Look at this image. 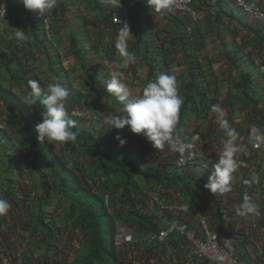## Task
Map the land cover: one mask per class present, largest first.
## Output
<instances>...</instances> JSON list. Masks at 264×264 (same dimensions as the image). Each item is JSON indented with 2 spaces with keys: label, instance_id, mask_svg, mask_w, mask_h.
Here are the masks:
<instances>
[{
  "label": "clouds",
  "instance_id": "clouds-1",
  "mask_svg": "<svg viewBox=\"0 0 264 264\" xmlns=\"http://www.w3.org/2000/svg\"><path fill=\"white\" fill-rule=\"evenodd\" d=\"M133 1L134 3H127L124 0L96 1V7L102 5L101 11L108 28H113L119 33L115 51L123 58V62L117 64V68H127L129 63L136 61L135 56L128 51V44L132 41L131 9L141 5L143 8L138 12L140 18L144 19L148 13L168 16L167 19L174 21L178 28V36L175 39L161 42L157 36L154 39L149 38L143 57L147 66L146 85L141 94L134 93L128 87L121 71L105 73L104 77L99 72H94L96 83L101 86L100 89L109 91L115 96V98H103L110 101L107 111H102L103 107L99 105L91 106L92 102L99 104L101 98H88L89 106H85L84 99L68 98V90L70 91L71 88L59 82L49 83L44 90L37 80L28 77L23 80L24 94L20 93V87L16 91L14 84L10 88H4L0 83L3 89L13 93L27 106L32 118L37 122L35 130L41 141L37 145L38 148L35 147L32 140L22 132L24 123L19 114L9 110L0 101L8 113L0 111V140L2 139L1 147L5 150L0 156L6 160L5 166L0 164V167H3L8 174L4 184H0V215L7 216L15 209L23 207L26 201L23 202L22 196L30 197V202L36 204L35 207L38 209L39 204L49 208L51 198L57 194L59 202L64 205L63 219L67 226L60 229L52 221V212L46 210L42 211L43 218L38 214L33 222L41 223L46 229L49 234L47 245L49 248L53 246L52 252H57L58 240L64 241L65 238L73 240L76 244L72 252L73 256L81 243L80 233L73 229L69 218V202L59 194L60 181L52 174L43 158L36 155L39 146L42 148V142L45 140L59 156L65 155L63 142L76 140L77 133L72 129L77 127L92 133L101 141L112 140L120 157L133 152L142 156L144 166L168 175L171 174V170H175L179 176L191 183L183 187L163 186L154 182L141 184L140 179L135 177V181L141 186L131 195L132 208L143 210L146 215L153 217L157 226L148 233L142 228L130 225L122 218L120 208L118 209L120 217H114L113 210L120 205L116 203L119 191L113 184L99 193L105 207L113 216L116 229L113 241L118 253V262L113 264H193V260L191 263L189 261L193 256L176 251L174 260L169 258L167 252L158 250L159 246L163 247L165 244L180 247L183 239L179 236V232L170 233V237L164 243L159 242L158 234L172 227L174 221L180 222L195 213L206 219L217 235L218 241L224 237L233 238L241 259L246 264H264V151L261 150L264 149V129L259 130L256 127L264 125V110L259 111L254 120L242 121L245 126V138L247 143L251 142L252 152L245 150L243 145H238L235 133L241 122L231 117L226 110H221L218 100L211 97L212 92L207 84V77L200 65L196 47L193 45L197 41V23L201 16L196 0ZM240 1L242 4L251 2V0ZM263 1L260 0L255 5L264 15ZM18 2L28 11H38L43 14L40 20L42 44L45 47L53 45L56 26H53L48 13L56 8L58 0H18ZM210 2L222 3L225 7L236 10L239 15L249 17L253 22V28L264 36V16L259 17L254 11H246L238 0H210ZM9 5L8 0H0V19L10 16ZM144 25L145 22L139 21L136 27L141 30ZM180 36H183L186 42L185 49L179 46ZM8 38L25 41L27 37L24 30L16 29ZM171 41L173 44L170 46ZM151 52L157 53L150 55ZM84 56H89L86 50ZM146 59L153 60V66H150ZM191 64L195 66V73L202 78L207 92L204 97L199 93L194 94V107L185 112L184 122L179 123V113L184 98L182 87L193 77ZM86 65L88 70L92 71V61L86 63L85 58ZM238 83L244 90L250 89L246 84V74H241ZM251 101L256 104L252 111H255L259 101H262L264 106V98L262 100L248 98L250 104ZM70 104L74 105L69 107ZM225 105H228L226 98L223 108ZM192 117L208 121L209 127L204 131L202 127L192 130L194 128L191 126ZM7 126L13 128H6ZM233 139H237L234 144ZM189 146L192 148L189 149ZM181 158L183 161H180ZM67 159L66 157L65 161L68 163L66 165L70 166L72 160ZM88 159V154L82 152L76 161L80 160V166L89 169L86 168ZM27 160L32 162L37 171L36 175L40 176L38 182L41 185V195L36 190L24 193L21 189L18 177L27 175L25 169H22L23 162ZM234 160L244 161L247 167L235 169ZM39 163L49 173H40L37 165ZM202 175L207 178L208 185L200 184L199 179ZM88 181L98 185V178L94 172L89 173ZM80 182L84 183V180ZM37 189L39 191V185ZM108 191L111 192L116 206L104 199L103 194ZM259 197L263 198L262 202L258 200ZM176 206H187L189 210L176 213L173 210ZM245 213L247 215L243 218L241 215ZM121 225L127 228L124 229ZM119 236L122 241H119ZM8 253L11 254L0 251V264H26L21 258L16 260L11 251ZM177 254H180L178 259L175 256ZM197 264H209V262L206 260Z\"/></svg>",
  "mask_w": 264,
  "mask_h": 264
},
{
  "label": "crops",
  "instance_id": "crops-1",
  "mask_svg": "<svg viewBox=\"0 0 264 264\" xmlns=\"http://www.w3.org/2000/svg\"><path fill=\"white\" fill-rule=\"evenodd\" d=\"M8 1L11 14L6 19H0L1 85L10 88L14 84V89L17 91L20 87V93L24 94L23 80L28 77L37 80L44 90L49 83L59 82L71 88L68 90V98L84 99L85 106H89L88 98H101L99 104L92 102L91 106H102V111H107L110 105V101L103 98L115 96L100 89L101 86L95 80V71L102 77L105 73L121 71L128 87L134 93L141 94L146 85L147 66L143 57L149 38L157 36L161 42H166L178 36V28L174 21L167 19L168 16L148 13L143 19L138 15L143 8L141 5L131 9L132 41L128 44V51L135 56L136 61L129 63L127 68H117L116 65L123 62V58L115 51L119 33L108 28L101 11L102 5L96 7L97 0H58L56 8L48 13L53 26H56L54 42L46 47L41 39L40 20L43 14L26 10L18 0ZM124 1L134 3L133 0ZM196 5L201 16L197 23V41L193 45L207 77L211 97L218 100L221 110H226L231 117L241 122L235 130L238 145H243L245 150L252 152L251 142L247 143L245 138L242 121L254 120L259 111L264 110L262 101H259L255 111L251 110L252 104L248 102V98H264V36L253 28L249 17L239 15L236 10L227 8L222 3L196 0ZM139 21L145 22L141 30L136 27ZM16 29L25 31V41L8 38ZM85 50L89 56H84ZM85 58L86 63L92 61V71L88 70V65L85 66ZM241 74H246L249 90H244L238 83ZM225 98L228 105L223 108ZM73 105L70 104L69 107ZM0 111L8 114L1 104ZM191 126L194 127L192 130L202 127L204 131L209 124L206 120L192 117ZM256 127L264 129L263 124ZM235 140L237 139L232 140L233 144ZM2 144L1 139L0 154L5 151ZM261 150L264 151L263 148ZM5 161L0 156V164L5 166ZM37 165L40 173H49L41 163ZM33 166L29 160L23 162L22 169H25L27 175L19 176V183L24 193L36 190L41 195L40 176L36 175L37 171ZM3 169L0 167V184H4L8 177ZM25 197L23 207L5 215V218L0 215V251L8 255L11 254L9 251H13L12 256L16 260L23 255L26 264H67L76 247L74 241L68 238L58 240V250L52 252L53 246L49 248L47 245L49 234L46 229L41 223L33 222L38 214L43 218L42 211L46 210L52 212V221L60 229L67 226L63 219L64 205L59 202V196L54 194L49 208L39 204V209L30 202V197ZM262 199L258 198L261 202Z\"/></svg>",
  "mask_w": 264,
  "mask_h": 264
},
{
  "label": "trees",
  "instance_id": "trees-1",
  "mask_svg": "<svg viewBox=\"0 0 264 264\" xmlns=\"http://www.w3.org/2000/svg\"><path fill=\"white\" fill-rule=\"evenodd\" d=\"M178 43L181 48H186L183 36H180ZM172 44V41L169 42L170 46ZM154 53L157 52H151L150 55ZM146 60L150 66H153V60ZM190 70L193 77L186 81L182 87L184 98L179 113V123L184 122L185 112L194 107V94L199 93L204 97L207 92L202 78L195 73V66L191 64ZM0 101L9 110L19 114L24 123L23 134L30 138L34 146L37 147L41 142L35 130L37 122L32 118L27 106L13 93L1 86ZM251 102L253 108L256 104ZM72 131L77 133V138L75 141L63 142L66 150L65 155L59 156L46 140L42 142V148L39 146L36 155L43 158L52 174L60 181L59 194L68 200V214L72 227L80 233L81 246L75 250L67 264L117 263L118 253L113 241L116 234L113 216L105 207L99 193L113 184L119 191L118 198L116 196L118 199L116 203L120 205L121 217L130 225L142 228L144 232L148 233V231L155 230L157 226L153 217L146 215L143 210L132 208L131 195L136 193V190L140 189L141 186L135 181V177L140 179L141 184L154 182L163 186L176 187L181 182H184L183 186H188L191 183L179 176L175 170H171V174L168 175L144 166L142 156L135 155L133 152L127 151L125 156L120 157L110 139L101 141L92 133L77 127L73 128ZM82 152L88 154L89 159L86 168L89 169L80 166V160L76 161ZM66 157L72 160L70 166L66 165L68 164L65 161ZM90 172H94L98 178V185L88 181ZM82 179L84 183L80 182ZM116 203L114 202L115 206ZM111 260L112 263H110Z\"/></svg>",
  "mask_w": 264,
  "mask_h": 264
},
{
  "label": "built area",
  "instance_id": "built-area-1",
  "mask_svg": "<svg viewBox=\"0 0 264 264\" xmlns=\"http://www.w3.org/2000/svg\"><path fill=\"white\" fill-rule=\"evenodd\" d=\"M260 0H251L250 4H242L240 0L238 3L243 6L246 11H254V13L261 17L264 16L256 9V5ZM240 6V5H239ZM192 146H189L191 149ZM184 154V152H182ZM180 161H183L181 158ZM236 162V168H246L247 164L242 160H234ZM176 213L188 212L187 206H176L173 208ZM244 209L241 210L243 212ZM246 213L241 215L243 218L246 217ZM122 227L127 228L123 225ZM173 231L179 232L182 242L180 247H172L171 245L165 244L163 247L159 246L158 250H163L168 253L169 258L174 259V252L180 251V253H185L188 256H193L190 261L193 264L203 263L208 261L209 264H246L245 261L241 259L239 254V249L237 244H235L234 239L231 237H224L220 241L217 240V235L211 228L206 219L200 214H192L188 218H183L180 222L174 221L173 226L169 227L165 231H161L158 234V240L160 243H164L170 237L169 234ZM120 238V236H119ZM119 241H122L121 238ZM189 248V249H187ZM188 250V251H187ZM178 255H175L178 259ZM175 260V259H174ZM4 263H6L4 261ZM189 263V262H187Z\"/></svg>",
  "mask_w": 264,
  "mask_h": 264
},
{
  "label": "rangeland",
  "instance_id": "rangeland-1",
  "mask_svg": "<svg viewBox=\"0 0 264 264\" xmlns=\"http://www.w3.org/2000/svg\"><path fill=\"white\" fill-rule=\"evenodd\" d=\"M115 100H117V99H115ZM2 119H4V118H2ZM6 128H9V129H11V128H13V127H11V126H7ZM5 156V155H4ZM5 158H7L6 156H5ZM199 182H200V184L201 185H203V186H205V185H208V183H207V178L205 177V176H201V178L199 179ZM183 185H184V182H181L180 184H179V187H183ZM103 196H104V199L105 200H107L108 202H111L112 203V205H113V203H114V198H113V196H112V194H111V192L110 191H108V192H106V194H103ZM23 198V202H25L26 201V197L25 196H22ZM120 207L119 206H117L116 207V210H113V214H114V217L115 218H118V217H120V211H118V209H119ZM20 234L21 233H19L18 235L20 236ZM12 253H13V251H11ZM14 254V253H13ZM21 261H24V257H23V255H22V257H21ZM110 263H112V260L110 261Z\"/></svg>",
  "mask_w": 264,
  "mask_h": 264
}]
</instances>
